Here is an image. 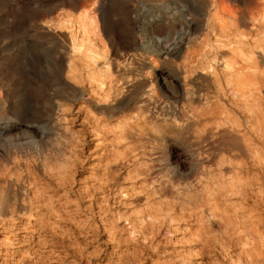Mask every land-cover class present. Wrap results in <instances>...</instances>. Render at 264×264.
I'll return each instance as SVG.
<instances>
[{
  "label": "rangeland",
  "instance_id": "obj_1",
  "mask_svg": "<svg viewBox=\"0 0 264 264\" xmlns=\"http://www.w3.org/2000/svg\"><path fill=\"white\" fill-rule=\"evenodd\" d=\"M201 1L0 0V128L31 122L43 130L0 137V198L16 193L25 206L0 213V264H264V0ZM176 5L209 29L186 51L190 58L166 60L154 46L166 32L150 34L140 23ZM83 15L93 33L72 49ZM158 67L173 77L192 68L195 106L211 107L201 126L182 119L177 106L190 131L180 133L185 121L167 134L181 170L190 148L211 170L202 199L188 206L175 188L165 198L153 194L155 171L127 177L130 160L118 157L120 129L143 125L144 83ZM119 98L130 105L115 107ZM150 98L156 112L168 110ZM242 134L244 147L225 142ZM10 164L19 168L8 174Z\"/></svg>",
  "mask_w": 264,
  "mask_h": 264
},
{
  "label": "bare ground",
  "instance_id": "obj_2",
  "mask_svg": "<svg viewBox=\"0 0 264 264\" xmlns=\"http://www.w3.org/2000/svg\"><path fill=\"white\" fill-rule=\"evenodd\" d=\"M215 2H216L215 0H202L201 1L203 7H207V5L209 7H212V6H214ZM176 6L177 7H172L170 9H168L164 18L159 17V15L144 17V18H142L141 23H140L141 27L143 28V31H145V32L147 31L150 34H152L155 31H158V30H159V32L160 31L166 32V35H164V37L154 38V46H155V49H156L159 57H161L162 59H166V60L168 59V57H172V58L174 57L175 60L180 59V58L181 59L184 58L185 54L187 52H189L190 50H192L194 48L195 44H197V42L199 40V36L201 35L200 33L203 30L209 29L208 28V22L206 20L196 22L195 20H193L192 15L190 14V12L185 7L178 6V5H176ZM80 19L78 18L76 21H74L75 34L72 37H69L70 46L72 49H75L77 47H81L82 44L80 41L85 40L86 36L89 33H93V31H92L93 30V21L91 20V18H89L88 15H83V17ZM147 35H149V34H147ZM87 37H89V35ZM150 41H152V40H150ZM139 46H141V45L139 44ZM184 51H185V53H184ZM193 53H194V51H193ZM186 55L188 56V58H190L188 53ZM189 62L191 63V61H189ZM182 64H184V63H182ZM182 68H183V66H182ZM184 69L185 70L181 71L179 75H177L176 77H173L175 75H171V73H169V71H166V70L158 67V68H155V70L153 71L154 72L153 77L150 78L149 80L145 81V83H144L145 91H143V93H142L143 95H141V96H142V99L149 100V103L144 102V106L146 107V109L144 111L139 110V112H137V114H139L138 117L141 119L140 121H142L141 124H143V125L142 126L139 125V127H131V126H128V128L123 127L124 130L120 129L122 132L120 131L121 133H119L120 135H118V136H119V139L121 141H124L123 142L124 143V145H123L124 151H122L121 154L118 153L119 154L118 157H122V159L125 158V159L130 160L129 161L130 164L128 163L130 165L129 166L130 168L127 169V171L125 173V175L127 177L133 179V178H135V176H136V178H137V176L138 177L140 176V178H141V175H143L144 173L146 174V172L148 173V170H150V172H151V170L155 171L156 173L154 174L155 175L154 177L157 179L156 180L157 186L152 187V191L154 192L153 194L157 193L156 196L160 195V196H164V198H165V193H166L167 188L171 189V191H172V188H175L177 200H180V202H182L183 204L185 203L186 206H188L187 204H190V203L192 204L193 201L198 202V201H200L198 199H202L203 195L200 194L201 188L202 187H203V189L205 188L204 186H202V184H203V181L206 178V176L211 172V170H209L210 168L205 167V165H203L198 159L193 158L194 153L191 151L190 147H189L190 149H188V151H189L188 152L189 156H187L188 160L185 163V167L181 170L179 168V165H178V160L180 158V154L176 149L177 147H172L173 143H168L167 134L175 132V130L177 129L176 128L177 123L185 122V121H186V124L184 126L183 125L181 126V132L180 133L184 132L185 130L188 131L190 126H188V124H187V119H190L194 125H200L202 118H204V116H206L209 113V109L211 107L209 106V103H207L205 101V103L202 104L205 107H203V109H200V110L197 109L199 106L198 104H200L199 101L201 100V98L198 95V92L196 90L194 91L193 89H190L191 88L190 86H188L190 88L187 87L190 76L193 75V73H195V72L191 71L192 68L186 69V67H185ZM180 70H181V68H180ZM95 76L97 77V75H95ZM101 77H100V79H102ZM259 77L262 78L261 76H259ZM98 78H99V75H98ZM119 78H116L115 83H114V85H115L114 87H116L115 89H117L118 91H120V89L123 85L122 79H119ZM94 80H97V79H94ZM124 81H126V80H124ZM259 81L263 82L261 79ZM92 82H93V80H92ZM95 82H98V80ZM113 82H111L112 85H113ZM99 83H103V85H104V81L99 82ZM119 83H120V86H119ZM216 85H218V83H216ZM263 85H264V82H263ZM121 91H123V90H121ZM108 96H109V94H108ZM121 96H123V95H121ZM119 97H120V95H119ZM126 97H127V95H126ZM150 97H156V98L158 97L159 99H157V102L160 104H165V105H167V107L169 106L168 110L164 111L162 109L163 111L161 110V111L156 112L155 111V109H156L155 104L153 105L151 103L152 99ZM199 98H200V100H199ZM143 101H145V100H143ZM114 104H116L115 107H117V108L122 106V105L123 106H129L130 101H124L123 99L119 98ZM196 104L198 105L197 107L195 106ZM151 106H152V108H150ZM177 106H181V108L184 111V112L179 113L181 115V117H183L182 119H184V117H186L187 119L185 118V120H180V119H179L180 121L178 120L179 116L177 117V112H176ZM182 113H185L186 115H182ZM135 121H137V120L135 119ZM201 126H202V124H201ZM125 127H127V125ZM179 127L180 126H178V128ZM133 128H135L137 131L135 132L133 130ZM29 129L36 131L40 136L43 135V130L41 129L40 126H38L36 124H33L31 122H25V123L14 122L10 125H4L0 128V137L1 138H8L11 135H17V134L22 133L24 131H28ZM202 131H203V134L204 133L207 134L206 129H203ZM219 132H220V134L222 133L223 136L228 134V132H226L225 130L217 128L216 133H218V135H219ZM211 135H213V134L211 133ZM175 141H176V139H175ZM225 142L231 144V147L234 148V150H235V148L239 149V147L241 148V147L245 146L246 138H245V135L242 134L240 137H238V136L237 137H233V136L228 137ZM185 145H188V144H185ZM147 146H151L152 147L151 149L153 150V151H151V153H152L151 155H148L149 153L147 154L148 159L151 158L150 161L152 162V164H151V162L149 164H146L145 162H143L144 157L142 158V156L145 155V150H146ZM163 147H166V148L170 147L168 149L169 154L167 155V157H166V154L164 155V153H163ZM138 150H141V152H139ZM229 150L232 151V149H229ZM240 151L241 150H239V152ZM234 152H237V151H234ZM201 155H202L201 149L197 148L196 149V156H198V158H199ZM149 156H150V158H149ZM221 165H222V162H219L217 166L220 167ZM43 166L46 167V164H43ZM10 168H11V170L9 168H7L8 174H9V172H12L13 169L17 170L19 168V166H18V164H16V165L12 164L10 166ZM3 170H5L4 167H3ZM14 172H16V171H14ZM5 174H6V172H5ZM174 174L177 175L181 181H179V180L174 181V178L172 176ZM110 175L112 176V178L115 176L113 172H111ZM2 177H4V176H2ZM144 181H146V180H144ZM142 184H145V183H142ZM151 184H152V182H151ZM146 186H148V185H146ZM143 187H145V185H143ZM12 189L14 190V188H12ZM202 193H203V191H202ZM1 199L2 198H0V200ZM3 199L1 201V203H3L2 205L5 208L1 209L0 213L5 215V214H13L16 211L19 212V211L25 210V206H24V203L22 202V199H20V197H18V195H16V193H14V195H12V196L11 195L7 196L5 198V200H3Z\"/></svg>",
  "mask_w": 264,
  "mask_h": 264
}]
</instances>
